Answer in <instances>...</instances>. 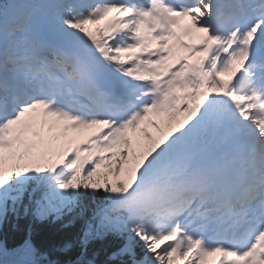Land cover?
<instances>
[{"label":"snow or ice","instance_id":"snow-or-ice-1","mask_svg":"<svg viewBox=\"0 0 264 264\" xmlns=\"http://www.w3.org/2000/svg\"><path fill=\"white\" fill-rule=\"evenodd\" d=\"M21 211L83 225L0 264H95L108 235L113 261L264 264V0L0 4V228Z\"/></svg>","mask_w":264,"mask_h":264},{"label":"trees","instance_id":"trees-1","mask_svg":"<svg viewBox=\"0 0 264 264\" xmlns=\"http://www.w3.org/2000/svg\"><path fill=\"white\" fill-rule=\"evenodd\" d=\"M94 207V205H90ZM90 214V213H89ZM83 225L82 220L71 221L65 218L61 222H33L30 216H25L21 211L19 217L9 216L5 225L0 228V239L11 248L22 243L31 230L33 242L38 248L50 251L62 242L72 241L80 234ZM124 243L123 237H114L111 235L103 238L94 239L89 244L87 259L95 261V264H130L129 257H121L115 261L111 260V254L116 248ZM80 254L78 245L67 252L53 253L52 258L58 259L64 264L75 261ZM137 258L142 257L139 249H136Z\"/></svg>","mask_w":264,"mask_h":264}]
</instances>
